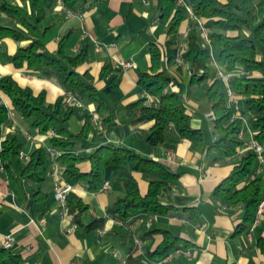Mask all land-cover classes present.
I'll use <instances>...</instances> for the list:
<instances>
[{
    "label": "crops",
    "instance_id": "0c3cea01",
    "mask_svg": "<svg viewBox=\"0 0 264 264\" xmlns=\"http://www.w3.org/2000/svg\"><path fill=\"white\" fill-rule=\"evenodd\" d=\"M184 1L189 6L188 0ZM13 3L28 6L29 1L13 0ZM249 5L258 19L264 14V0H250ZM195 24L187 16L180 26L181 40L185 41ZM0 25L18 26L1 9ZM43 25L47 30L42 41L50 52H55L60 39L67 36V54L75 55L83 48L87 51V60L77 68L78 72L88 71L95 88L101 91L105 80L99 78V73L106 65L110 73L117 76L123 94L121 104L112 110L113 121L110 122L102 121L94 104L79 101L68 121V131L78 133L85 117L96 115L100 123L90 124L87 137L91 149L105 144L125 147L142 157L168 165L178 178L164 186L158 195L159 202L168 207L166 212L152 216L137 213L126 224L109 217L106 209L125 194L124 180H135L141 194H145L148 187L140 173L126 166L106 167L103 183L107 184V189L100 187L97 191H89L83 184L70 180L60 159L52 162L47 154L50 165L46 179L39 184L15 182V192L9 185V175L18 177L29 154L38 147L47 149L50 144L46 135L31 127L30 119L12 112L11 123L3 127V134L15 133L19 141L22 136L21 152L25 158L17 155L20 161L12 158L8 173L0 170V246L9 236L12 242L8 250L20 256L19 264H264V213L242 228L243 208H226L213 196L214 188L228 175L240 154L249 149L253 141L249 126L245 123L241 133L243 146L237 156L211 162L212 157L206 154L203 142L177 139L172 130L168 131L163 143L148 145L146 136L151 122H135L125 108L143 97L138 78L139 74L149 72V45H163L166 39L165 26L159 22L155 3L147 0H87L77 11H70L60 0H55ZM26 44L27 41L17 42L10 38L0 41V76L10 75L20 86L29 87L34 93L44 91L46 102L53 103L64 94L55 81L40 72L28 70L25 65L16 68L9 61V56ZM210 47L216 59L219 48L212 42ZM119 59L133 61L136 68H121L117 64ZM176 68L173 64L168 71L182 86L184 104L192 113L191 126L202 129L205 140L210 142L214 139L213 116L199 110L208 83L197 84L195 88V84L190 83L188 66ZM251 75L259 76V73L252 72ZM0 100L7 102L1 93ZM235 108L238 113L243 112L240 97ZM74 151L87 152L81 148ZM77 167L87 173L91 163L84 160ZM257 169L264 177V165L256 163ZM56 185L69 186L70 193L87 205L78 220L67 212L66 205L55 199ZM97 218L103 219L100 226L85 228ZM148 218L150 226L146 227ZM151 230H167L178 236L183 252L174 254L167 262L155 259L151 254L161 243L162 235L160 232L147 234ZM135 240H140L141 245L136 246Z\"/></svg>",
    "mask_w": 264,
    "mask_h": 264
},
{
    "label": "trees",
    "instance_id": "16d2710c",
    "mask_svg": "<svg viewBox=\"0 0 264 264\" xmlns=\"http://www.w3.org/2000/svg\"><path fill=\"white\" fill-rule=\"evenodd\" d=\"M25 2L26 0H17ZM28 6L14 4L13 0H2L0 9L14 19L18 26L0 25V41L10 38L17 42L27 41L24 46L9 56L14 67L23 65L30 71L42 73L55 81L64 91L53 103L45 100L44 91L34 93L29 87L20 86L10 75L0 76V93L6 103L0 100V166L9 172L11 159L21 152L22 143L17 134H3V127L11 123L9 113L15 112L30 119V125L39 134L52 131L50 147L62 150L58 158L65 167V173L73 183L83 184L89 191H97L103 184L106 167L126 166L140 173L148 182L147 191L141 194L135 180L123 181L125 194L106 209L107 215L123 224L128 223L137 213L146 216L164 213L158 195L161 189L178 178L168 165L140 156L125 147L105 144L92 148L88 141L90 116L85 117L81 130L72 134L68 131V121L74 113L75 104L66 99L70 93L77 100L94 104L95 112L103 122L113 121V108L119 106L123 94L117 83V76L104 65L99 78L105 85L98 91L94 79L88 71L78 72L77 68L87 60L83 48L75 55L65 52L67 36H63L55 52H50L42 39L47 27L43 23L47 12L55 0H28ZM87 0H60L63 7L77 11ZM155 3L159 10V22L165 26L166 39L163 45H149V72L139 74L138 84L142 91L150 95L156 105H146L145 98L125 106L135 122H151L146 142L150 146L163 143L168 131L172 130L177 139L189 142H203L211 162L224 161L238 155L243 146L240 133L245 123L252 132L253 141L264 147V14L258 19L254 9L244 0H188L189 7L203 27L209 30V41L218 48L216 61L229 75L227 87L237 98H241L243 112H237L226 95L225 83L215 75L210 65L209 46L201 41V30L195 24L185 38V50L181 56L188 66L190 83L207 82L200 112H210L214 139L205 140L202 129L191 126L192 113L185 106L181 84L171 76L168 69L173 65L181 41L180 26L187 18L183 7L176 0H147ZM180 70V68H177ZM258 72L259 76H252ZM176 89L171 90L170 87ZM81 148L86 153L74 150ZM90 149V150H89ZM264 156V152H263ZM89 160L91 169L87 173L79 171L77 165ZM257 156L252 149L240 154L228 175L213 190V196L226 207H242L241 227L251 225L256 219V210L264 197V178L256 173ZM47 151L35 148L24 162L18 177L9 175V185L15 182L42 183L49 171ZM254 174V177H251ZM66 209L76 220L87 209L82 200L68 193ZM102 218L93 219L85 226L92 229L100 226ZM160 232L162 241L151 254L155 259H163L180 248L181 239L167 230H151L147 234ZM19 255L0 246V264H19ZM165 264H172L170 262Z\"/></svg>",
    "mask_w": 264,
    "mask_h": 264
},
{
    "label": "built area",
    "instance_id": "2783aa9c",
    "mask_svg": "<svg viewBox=\"0 0 264 264\" xmlns=\"http://www.w3.org/2000/svg\"><path fill=\"white\" fill-rule=\"evenodd\" d=\"M176 4L180 7H183L187 16L193 20V22L196 23V25L200 28L201 30V41L203 44L205 45H208L209 46V59H210V65L214 68L215 70V75L217 77H219L226 85V95L229 99V101L236 107L237 106V97L233 95V93L230 91V89L227 87V80H228V77L229 75L227 73H225L222 68L218 65L213 53H212V50H211V47H210V41H209V38H208V33H209V30L205 27H203L201 21L194 16L193 12H192V9L185 4V1L184 0H176ZM177 54L174 58V65L175 67H184L186 66V64L184 63L183 59H182V52L185 50V41L184 39H182L179 44H178V48H177ZM117 64L123 68V69H126V68H136V64L133 62V61H130V60H123V59H119ZM143 97L145 98V104L146 105H153L155 106L156 105V101L150 96L148 95L147 93L144 92L143 94ZM66 99L70 102H73L74 104H79V100H77L74 96H72L70 93H66ZM9 115L11 116L12 115V112L9 113ZM89 122L91 125L95 126V125H98L100 123V120L99 118L96 116V115H92L89 119ZM242 133V132H241ZM241 133H240V136H241ZM27 139H29L30 137L26 134L25 135ZM54 136L53 132L52 131H49L48 134H46V137L48 139L52 138ZM0 142H1V139H0ZM249 149H252L254 151V153L256 154L257 156V163H259L260 165H264V156H263V152H264V147L259 145L258 143H256L255 141H252V143L250 144L249 146ZM47 151V154L49 155V158L52 162L56 161L62 154H63V151L62 150H58V149H55L53 147H48L46 149ZM19 157L24 159L25 158V155L23 152H19ZM0 170H2V167L0 166ZM255 174H259V169L256 170V173ZM251 177H254V174L251 176ZM264 178V177H263ZM107 184L106 183H103L101 185V190H106L107 189ZM70 192V187L69 186H59V185H56L55 188H54V197L57 201H59V203L61 205H65V202H66V196L67 194ZM264 213V197L262 198V200L259 202L258 206H257V210H256V219L257 220L262 214ZM120 222V221H119ZM121 224H123L122 222H120ZM145 226L146 227H149L150 226V219L148 218L146 221H145ZM12 239L7 236L5 238V240L3 241L2 243V247L8 249L11 245V241ZM135 244L136 246H140L141 245V241L140 240H135ZM180 252H183V250H181L180 248H177L174 250L173 253L167 255L166 257L163 258V262H167L171 259V257L174 255V254H178ZM186 254H188V252L186 251L185 252Z\"/></svg>",
    "mask_w": 264,
    "mask_h": 264
},
{
    "label": "rangeland",
    "instance_id": "374dc122",
    "mask_svg": "<svg viewBox=\"0 0 264 264\" xmlns=\"http://www.w3.org/2000/svg\"><path fill=\"white\" fill-rule=\"evenodd\" d=\"M244 2H245L247 5L250 4V0H244ZM213 45H214V43H213ZM211 47H212V46H211ZM212 49L214 50V47H212ZM177 68H178V67H177ZM177 68H176V69H177ZM179 68L182 69V67H179ZM185 86H186V85H185ZM196 87H197V83H195V88H196ZM201 88H203L202 85H201ZM204 121H206V120H204ZM21 134H22V133H21ZM20 139H21L22 142H24L23 139H22V136H21V135H20ZM45 150H46V149H45ZM13 158H14V159H15V158L18 159L17 156H14ZM18 160H19V159H18ZM18 160H17V161H18ZM19 161H20V160H19Z\"/></svg>",
    "mask_w": 264,
    "mask_h": 264
}]
</instances>
